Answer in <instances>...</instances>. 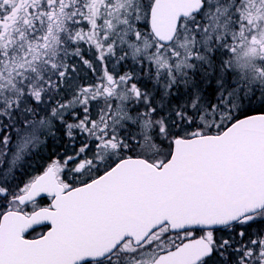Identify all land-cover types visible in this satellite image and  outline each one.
<instances>
[{"label": "snow or ice", "instance_id": "1", "mask_svg": "<svg viewBox=\"0 0 264 264\" xmlns=\"http://www.w3.org/2000/svg\"><path fill=\"white\" fill-rule=\"evenodd\" d=\"M0 264H264V0H0Z\"/></svg>", "mask_w": 264, "mask_h": 264}]
</instances>
